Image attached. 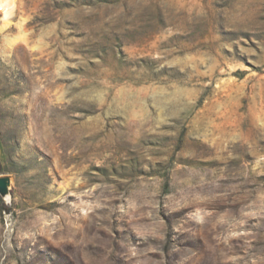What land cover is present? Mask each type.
Segmentation results:
<instances>
[{
  "label": "rangeland",
  "instance_id": "obj_1",
  "mask_svg": "<svg viewBox=\"0 0 264 264\" xmlns=\"http://www.w3.org/2000/svg\"><path fill=\"white\" fill-rule=\"evenodd\" d=\"M0 2V264H264V0Z\"/></svg>",
  "mask_w": 264,
  "mask_h": 264
},
{
  "label": "water",
  "instance_id": "obj_2",
  "mask_svg": "<svg viewBox=\"0 0 264 264\" xmlns=\"http://www.w3.org/2000/svg\"><path fill=\"white\" fill-rule=\"evenodd\" d=\"M0 188H1V190L7 189V182H6L5 178H0Z\"/></svg>",
  "mask_w": 264,
  "mask_h": 264
},
{
  "label": "bare ground",
  "instance_id": "obj_3",
  "mask_svg": "<svg viewBox=\"0 0 264 264\" xmlns=\"http://www.w3.org/2000/svg\"><path fill=\"white\" fill-rule=\"evenodd\" d=\"M3 6V3L0 2V7ZM8 13V12H7Z\"/></svg>",
  "mask_w": 264,
  "mask_h": 264
}]
</instances>
